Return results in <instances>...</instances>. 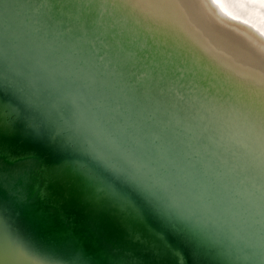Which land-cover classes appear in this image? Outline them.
<instances>
[{
  "label": "water",
  "instance_id": "95a60500",
  "mask_svg": "<svg viewBox=\"0 0 264 264\" xmlns=\"http://www.w3.org/2000/svg\"><path fill=\"white\" fill-rule=\"evenodd\" d=\"M109 2L0 0V264H264L261 96Z\"/></svg>",
  "mask_w": 264,
  "mask_h": 264
},
{
  "label": "bare ground",
  "instance_id": "6f19581e",
  "mask_svg": "<svg viewBox=\"0 0 264 264\" xmlns=\"http://www.w3.org/2000/svg\"><path fill=\"white\" fill-rule=\"evenodd\" d=\"M110 1L126 12L144 41L147 36L165 50L177 47L174 51L190 53L204 68L220 71L246 101L251 102V94L264 96V0ZM259 116L252 127L262 146L264 119ZM243 143L240 152L253 163L252 155H257L250 149L258 144L254 137L243 138Z\"/></svg>",
  "mask_w": 264,
  "mask_h": 264
},
{
  "label": "snow or ice",
  "instance_id": "6c2138e0",
  "mask_svg": "<svg viewBox=\"0 0 264 264\" xmlns=\"http://www.w3.org/2000/svg\"><path fill=\"white\" fill-rule=\"evenodd\" d=\"M258 103L260 106L261 116L264 117V96L260 98Z\"/></svg>",
  "mask_w": 264,
  "mask_h": 264
}]
</instances>
